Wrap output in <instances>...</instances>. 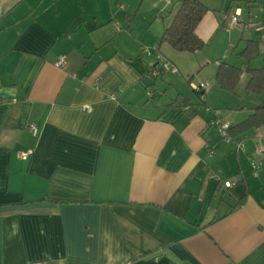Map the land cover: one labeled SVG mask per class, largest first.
Segmentation results:
<instances>
[{
  "label": "crops",
  "instance_id": "0c3cea01",
  "mask_svg": "<svg viewBox=\"0 0 264 264\" xmlns=\"http://www.w3.org/2000/svg\"><path fill=\"white\" fill-rule=\"evenodd\" d=\"M181 1L0 0V264H264V124L230 143L215 124L264 102L237 117L240 95L215 78L220 62L264 66V0H201L215 58L160 45ZM238 9L243 46L228 57ZM146 44L179 72L151 76Z\"/></svg>",
  "mask_w": 264,
  "mask_h": 264
},
{
  "label": "trees",
  "instance_id": "16d2710c",
  "mask_svg": "<svg viewBox=\"0 0 264 264\" xmlns=\"http://www.w3.org/2000/svg\"><path fill=\"white\" fill-rule=\"evenodd\" d=\"M208 12L209 8L201 0L181 1V5L175 14L172 24L165 29L159 41L160 45L166 43L175 51L184 54L202 52L206 48L207 43L202 41L197 34V27ZM256 54L257 43L255 41H249L244 51H242L241 56L247 62H250ZM246 72L249 75V82L246 89L247 93L254 95L264 94V66L259 69H252L248 66ZM243 74L244 70L242 68L230 65L227 62H220L215 78L221 89L234 94L241 82V76ZM263 124L264 102L245 121L231 126L230 135L234 138L251 129L258 128Z\"/></svg>",
  "mask_w": 264,
  "mask_h": 264
},
{
  "label": "built area",
  "instance_id": "2783aa9c",
  "mask_svg": "<svg viewBox=\"0 0 264 264\" xmlns=\"http://www.w3.org/2000/svg\"><path fill=\"white\" fill-rule=\"evenodd\" d=\"M166 4H170L172 0H163ZM230 28H240L242 25V20H241V14H240V9L236 10L235 13L233 15H231V17L229 18V24H228ZM254 28L257 31H261L263 28L260 25H253ZM262 40L264 41V34L262 35ZM142 52L146 55V56H155L158 63L156 65H154L153 67H151V76L157 78L160 75L167 73V72H171V73H178L179 70L177 69V67H175V65H173L167 58L164 57V55H162V53L160 52V49H158L157 46L154 47H146L142 49ZM65 57H60L58 58V67L59 66H65L66 64V59H64ZM194 90L196 92H198L201 95L202 101H204V94L209 90V86L206 84H201L198 87L194 86ZM215 124H217L219 126V134L221 136V140L225 143H230L231 140H233V137L230 135V127L231 125L228 123H223L221 120L217 119L215 121ZM29 129L33 132V133H37L38 132V127L35 124H30L29 125ZM244 147L243 143H238L237 144V151H242ZM259 153L264 156V148L260 147L259 149ZM30 153H25L22 154L21 157L22 159H27ZM260 162H252V166H253V170L256 173L258 171V169L260 168ZM226 187H231V183L230 182H226L225 183Z\"/></svg>",
  "mask_w": 264,
  "mask_h": 264
},
{
  "label": "rangeland",
  "instance_id": "374dc122",
  "mask_svg": "<svg viewBox=\"0 0 264 264\" xmlns=\"http://www.w3.org/2000/svg\"><path fill=\"white\" fill-rule=\"evenodd\" d=\"M134 1H137L138 3H140V0H134ZM135 7L134 6H132L131 7V12H134L135 10ZM132 16H133V13H132ZM141 16H138V17H136L137 19V21H136V25H135V28L133 29V31L136 33L134 36H135V40L133 41V38H131V41H130V39H126L125 40V42L126 43H131V45H132V43L134 44V47H135V49H137V46L138 45H140L141 44V42L142 43H145V39L144 38H138L139 36H140V34L143 32V29L145 28V26H141V25H138L139 24V21H140V18ZM228 24H229V22H228ZM254 25V24H253ZM256 25H259V23H256ZM141 26V27H140ZM242 26V25H241ZM251 26V25H250ZM163 27V26H162ZM224 28V27H223ZM226 31H227V33H229L228 34V37H224L223 38V36H221L222 37V40H223V45L225 44V43H227V47H226V49H225V54H228V57H231V56H233V54H232V51H233V47H235V45H238V50H240V48H241V46H243V43H240V41L238 42V40L237 39H235L236 37H239L240 38V36H241V30L239 31V28H230V27H228V25L227 26H225V28H224ZM253 29H255V28H253ZM248 33V32H247ZM137 34H138V36H137ZM233 36V37H232ZM235 37V38H234ZM262 37V36H261ZM260 37V38H261ZM142 39V40H141ZM141 40V41H140ZM164 44H166V43H164ZM168 45V44H167ZM150 46H152V47H154L153 45H150ZM149 45H143L142 47H141V51H142V49L143 48H146V47H150ZM219 46H221V44L219 43V42H217L216 44H215V46H213L211 49H210V51H209V48H208V46H206V48L202 51V52H204V56H207V53H209L210 54V58H215L214 56H216L217 55V52H219ZM206 52V53H205ZM264 56V55H263ZM235 61H236V58H233ZM216 60V59H215ZM214 67V63H212V64H210V65H207V67H205V73H207L208 71H211V69ZM161 76V75H160ZM161 78V77H160ZM248 80H249V76H248V74L245 72L244 73V75L242 76V81H241V84L239 85V87H238V89H237V94L238 95H240L239 97L237 96V98L236 99H234V102L236 103V105H233V110H231V111H233V112H235L236 114V116L238 117L239 115V113H241V112H243V110H242V107L243 106H247V107H249V108H251V110L249 111V112H251L254 108H257L255 105H254V103L252 102V101H254L253 99H254V97H256L254 94H252V96H250V99L248 98V100H245V96L247 95V92H246V90H245V85H246V83L248 82ZM215 81V80H214ZM204 83H206V82H204ZM206 85H208V83H206ZM209 86V85H208ZM233 97V96H232ZM248 114V113H247ZM246 115V114H245ZM218 126V125H217ZM218 129H219V126H218ZM219 136H220V134H219ZM220 139H221V136H220Z\"/></svg>",
  "mask_w": 264,
  "mask_h": 264
}]
</instances>
